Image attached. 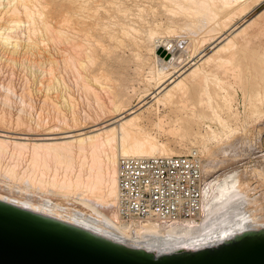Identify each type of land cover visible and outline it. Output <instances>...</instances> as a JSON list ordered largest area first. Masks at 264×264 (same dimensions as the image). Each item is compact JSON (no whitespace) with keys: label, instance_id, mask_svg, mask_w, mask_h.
Returning <instances> with one entry per match:
<instances>
[{"label":"bare ground","instance_id":"obj_1","mask_svg":"<svg viewBox=\"0 0 264 264\" xmlns=\"http://www.w3.org/2000/svg\"><path fill=\"white\" fill-rule=\"evenodd\" d=\"M24 1L0 0L7 17L27 14L0 23V60L5 56L11 75L24 72L19 90L12 76L0 80V200L158 256L264 231V153L257 168L203 162L197 217L171 224L127 219L117 201L121 156L185 154L162 134L200 151L211 136L232 130L241 77L233 36L245 28L236 16L251 12V0H84L104 9L84 29L66 13L54 25ZM164 21L166 30L186 29L167 49L158 36ZM106 42L123 48L129 63L94 67ZM39 84L46 96L38 98Z\"/></svg>","mask_w":264,"mask_h":264},{"label":"rangeland","instance_id":"obj_2","mask_svg":"<svg viewBox=\"0 0 264 264\" xmlns=\"http://www.w3.org/2000/svg\"><path fill=\"white\" fill-rule=\"evenodd\" d=\"M258 1L259 0H251L248 9L252 10L249 14H247L246 16L238 14L236 16V23L239 25V27L245 26V28L242 30L243 33L241 31L237 35L233 36L235 37V41L239 44L236 64L239 66L241 77L237 87L238 96L237 102L235 104V107H237V110L239 111V116L237 119L231 121L232 130H230V132H222L216 138H213V136H211L212 139L210 138L211 140H208V142L206 143L207 146L205 148L201 147L200 149V154L202 156L204 164L205 161L206 163L212 165H214L213 163L216 162L215 166H217L218 169L221 167H231L235 165H241L243 168L249 166L248 169H250L255 168L256 166L259 167L263 162L262 154L264 153V1H262L260 4H257ZM18 2L19 1L16 2L17 4L15 3L17 7L19 6ZM24 2L29 4L28 6H31V8L34 7L37 10L40 9L38 13L39 15L37 14L38 11L36 12V15L40 16V14H44V16L42 15L41 17L43 19H46L45 17L50 20L52 19V21L55 22H53L54 25L58 24L59 20H61L62 15H64V13L72 14L74 15L73 24L80 29H84L89 26L94 27L95 20H97L99 16L102 15L104 12V9L101 7L97 9L96 3H83L84 0H26ZM0 8H2V6ZM9 12L8 16L12 14V12ZM23 12L24 11L20 10L18 12L17 10L16 12H13V16H15L17 13L20 18L17 17V15L15 17L10 16L9 18L6 16L7 12L5 14L2 12L4 18L0 19V23H4L5 21H9L10 19L13 20V18L14 20L15 18L16 20H26L25 15L27 14ZM2 13L0 12L1 15ZM22 14L24 15L22 16ZM83 19L85 20L82 21ZM7 24L8 22H5L3 25ZM168 24L169 23L167 21H164L163 24L158 28L160 31L158 36L159 39H161L162 41L164 40L163 44L165 49H167L169 46L167 45L168 41L174 40V42L176 43L177 41H179V37L177 36H179L180 34H184L186 31V29H180V27L176 26H172L173 28L171 27L174 30H166ZM97 30H100V25H97L95 26V28H93V32H96V34L99 33ZM247 37L249 38V41L245 42V38ZM106 43L107 48L105 50H102V48L100 49V47L97 48V55L99 53L100 54L97 56V60L94 64V67H97L103 62L106 66L111 67L115 70H119V65L129 63L130 59L128 53L126 54L123 48H121L120 46H114L112 44H109L108 42ZM5 59L6 58L4 56V59L0 60L2 61V64L0 63V66H2V68L6 66V63L3 64V62H6ZM7 67H5L4 69L0 67V70L2 72L0 73V80L5 79L6 81H8L7 78L9 79V77L12 76L15 79L13 80L15 81L14 84L17 86L16 88L17 90H19L20 84H22L24 76L21 74H24V72L21 70L20 72L18 69H16L14 71H16L17 73L13 72V75H11L12 67ZM9 69L11 70L9 71ZM54 72L56 73H53L52 75L57 74V70H55ZM46 74L48 75H45L44 80L48 82L50 81L49 79H51L52 75H50V72ZM57 75H59V71ZM41 79L43 80V77ZM41 87L42 85L39 84L36 88L39 90ZM44 92L45 88L42 92H39V94L41 95H38L36 97L39 98L46 96ZM46 93L48 94L49 92L47 91ZM49 95L50 98L53 99L56 96L58 97L59 94L58 91L52 90ZM214 123L216 124V122ZM193 127H196V130L198 129L197 125ZM214 127H216V125ZM201 128L204 129L202 126ZM160 138L163 139L165 142H168L172 147L176 148L177 150L184 151L185 154L190 152L186 148L181 149L175 142L174 138L169 135L162 134ZM189 146H197L200 148L201 144H189Z\"/></svg>","mask_w":264,"mask_h":264},{"label":"water","instance_id":"obj_3","mask_svg":"<svg viewBox=\"0 0 264 264\" xmlns=\"http://www.w3.org/2000/svg\"><path fill=\"white\" fill-rule=\"evenodd\" d=\"M0 264H264V231L158 256L0 200Z\"/></svg>","mask_w":264,"mask_h":264},{"label":"built area","instance_id":"obj_4","mask_svg":"<svg viewBox=\"0 0 264 264\" xmlns=\"http://www.w3.org/2000/svg\"><path fill=\"white\" fill-rule=\"evenodd\" d=\"M205 183L198 150L180 155L121 156L117 172L118 206L127 219L179 222L200 215Z\"/></svg>","mask_w":264,"mask_h":264}]
</instances>
